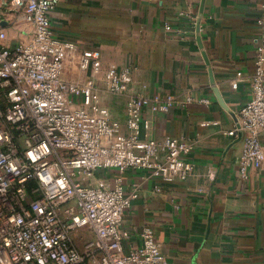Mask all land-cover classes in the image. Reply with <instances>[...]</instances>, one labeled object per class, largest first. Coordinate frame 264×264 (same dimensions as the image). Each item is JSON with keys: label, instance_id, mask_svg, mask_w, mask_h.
<instances>
[{"label": "built area", "instance_id": "obj_1", "mask_svg": "<svg viewBox=\"0 0 264 264\" xmlns=\"http://www.w3.org/2000/svg\"><path fill=\"white\" fill-rule=\"evenodd\" d=\"M61 1L11 0L33 27L28 41L7 45L0 28V264H165L151 225L140 232V245L126 247L131 232L122 229L123 217L140 194L137 186L127 192L121 176L112 178L109 170L144 169L164 182L188 177L193 167L184 157L192 146L144 133L151 126L144 109L168 112L176 96L129 95L124 131L103 97L127 94L132 69L105 68L100 49L79 52L60 39L50 14ZM258 22L263 32L252 95L239 110L237 127L225 131L243 141V179L264 164V11ZM70 63L88 77L64 79ZM101 72L104 88L97 79ZM242 76L239 71L233 88ZM191 101L188 96L185 102ZM86 233L93 237L85 239Z\"/></svg>", "mask_w": 264, "mask_h": 264}, {"label": "crops", "instance_id": "obj_2", "mask_svg": "<svg viewBox=\"0 0 264 264\" xmlns=\"http://www.w3.org/2000/svg\"><path fill=\"white\" fill-rule=\"evenodd\" d=\"M263 11L264 0H205L203 6L202 0H62L52 10L60 39L75 43L79 52L100 49L105 68L131 67L129 92L103 97L124 131L129 95L172 94L177 103L168 112L144 109L151 121L144 133L192 146L184 157L193 167L186 179L164 182L144 169L109 170L112 178L121 176L127 192L137 186L140 194L123 217L122 229L131 232L127 248L140 245V232L151 225L165 264H264V164L243 179V141L225 133L237 127L239 110L252 95ZM0 28L10 46L33 35L11 0H0ZM88 75L70 63L63 77L84 81ZM97 79L104 88V73Z\"/></svg>", "mask_w": 264, "mask_h": 264}, {"label": "water", "instance_id": "obj_3", "mask_svg": "<svg viewBox=\"0 0 264 264\" xmlns=\"http://www.w3.org/2000/svg\"><path fill=\"white\" fill-rule=\"evenodd\" d=\"M204 2H205V0H202V6L204 5ZM215 92H216V95H217L218 100H219V102L221 103V105H222L224 108L227 109V106H226L225 101H224V99H223V97H222V95H221L220 90L215 89ZM240 139H241V136H240Z\"/></svg>", "mask_w": 264, "mask_h": 264}, {"label": "rangeland", "instance_id": "obj_4", "mask_svg": "<svg viewBox=\"0 0 264 264\" xmlns=\"http://www.w3.org/2000/svg\"><path fill=\"white\" fill-rule=\"evenodd\" d=\"M110 96H111V94H110ZM80 236H81V234H80ZM84 237H85V239H91L93 237V235L91 233H86ZM79 245H80V247H82V244H79Z\"/></svg>", "mask_w": 264, "mask_h": 264}, {"label": "trees", "instance_id": "obj_5", "mask_svg": "<svg viewBox=\"0 0 264 264\" xmlns=\"http://www.w3.org/2000/svg\"><path fill=\"white\" fill-rule=\"evenodd\" d=\"M83 264H87L86 262H84Z\"/></svg>", "mask_w": 264, "mask_h": 264}]
</instances>
